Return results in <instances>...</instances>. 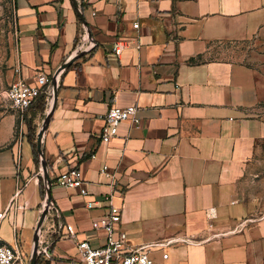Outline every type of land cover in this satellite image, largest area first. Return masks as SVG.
I'll return each mask as SVG.
<instances>
[{
	"label": "crops",
	"instance_id": "obj_1",
	"mask_svg": "<svg viewBox=\"0 0 264 264\" xmlns=\"http://www.w3.org/2000/svg\"><path fill=\"white\" fill-rule=\"evenodd\" d=\"M11 5L0 0V211L21 208L1 233L24 263L48 191L37 264H83L77 242L105 244L111 204L129 245L180 239L155 264H264V0ZM83 34L94 45L77 52ZM40 74L58 78L51 107L42 96L21 114L6 90ZM134 104L140 123L102 142L107 110ZM73 167L87 194L57 184Z\"/></svg>",
	"mask_w": 264,
	"mask_h": 264
},
{
	"label": "built area",
	"instance_id": "obj_2",
	"mask_svg": "<svg viewBox=\"0 0 264 264\" xmlns=\"http://www.w3.org/2000/svg\"><path fill=\"white\" fill-rule=\"evenodd\" d=\"M11 10L14 12V0H10ZM134 27H138V23L134 24ZM94 43L88 40L86 34L80 37L79 44L76 48L77 52L87 51L93 47ZM126 44L123 41H117L114 44L113 52L119 56L125 49ZM54 79L46 74H40L37 78V84L31 85L26 81L20 79L9 85L6 90L8 100L12 106L18 110L21 114L27 112L42 96L46 101V108H50L52 104V88ZM58 78L56 77V84ZM51 85V86H50ZM138 107L129 105L125 107L111 106L105 116V124L100 134L101 140L104 143H108L111 139L118 136L119 127L122 122L126 120H132L135 124L140 123V117L137 115ZM107 166L103 167V172H106ZM84 183L83 174L80 168L73 167L66 172L61 173L57 178V184L67 189H79L80 193L87 194V191L82 188ZM16 193V195H18ZM15 195V197H16ZM94 203L89 202L88 207H93ZM25 207V205H24ZM21 207L14 204V200L10 205L0 211V264H25L23 261V254L18 246L5 242L1 227L3 221L16 210ZM43 208L48 210H54V205L50 201L48 191L44 195ZM122 223V210L121 208L111 204L110 212L102 222V229L106 232V242L103 246L94 247L87 240L78 241L77 249L81 255L83 264H155L152 258V252L156 250H164L166 247L174 244L180 239L168 238L159 240L156 242L144 243L137 246H131L128 244V235L121 227ZM99 227V226H98ZM65 229L68 233L73 234L72 225H67ZM41 231V229H40ZM38 234V244L40 242L41 232ZM14 237L17 238V227L13 226ZM46 246L38 247V254L47 253ZM163 258H168L167 253H163ZM31 256L28 260L30 264Z\"/></svg>",
	"mask_w": 264,
	"mask_h": 264
},
{
	"label": "water",
	"instance_id": "obj_3",
	"mask_svg": "<svg viewBox=\"0 0 264 264\" xmlns=\"http://www.w3.org/2000/svg\"><path fill=\"white\" fill-rule=\"evenodd\" d=\"M69 66V63H65L61 68H60V71H62L63 69H65L66 67ZM55 86H57L56 84V77L54 79V82H53V88H55ZM54 94H56V90H54ZM54 105H55V95H54V100H53V105H52V108L47 116V119L46 121L50 120L51 116H52V112H53V109H54ZM37 155H38V158L42 164V166L44 168H46V160L44 158V152H43V146H42V132L41 134L38 135V138H37ZM47 188H49V182L47 180ZM49 196V194H48ZM47 211L44 210L42 216H41V219L36 227V231H35V234H34V238H33V243H34V249L32 251V254H31V260H30V264H37V259H38V234H39V231L42 227V224H43V221H44V218H45V215H46Z\"/></svg>",
	"mask_w": 264,
	"mask_h": 264
},
{
	"label": "trees",
	"instance_id": "obj_4",
	"mask_svg": "<svg viewBox=\"0 0 264 264\" xmlns=\"http://www.w3.org/2000/svg\"><path fill=\"white\" fill-rule=\"evenodd\" d=\"M43 194H44V192H43Z\"/></svg>",
	"mask_w": 264,
	"mask_h": 264
}]
</instances>
